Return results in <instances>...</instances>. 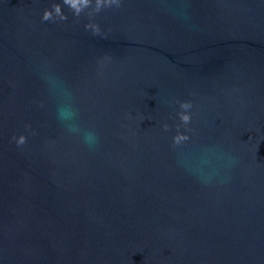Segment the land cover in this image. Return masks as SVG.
Listing matches in <instances>:
<instances>
[{"label":"water","instance_id":"95a60500","mask_svg":"<svg viewBox=\"0 0 264 264\" xmlns=\"http://www.w3.org/2000/svg\"><path fill=\"white\" fill-rule=\"evenodd\" d=\"M0 264H264V0H0Z\"/></svg>","mask_w":264,"mask_h":264},{"label":"clouds","instance_id":"9594fccd","mask_svg":"<svg viewBox=\"0 0 264 264\" xmlns=\"http://www.w3.org/2000/svg\"><path fill=\"white\" fill-rule=\"evenodd\" d=\"M93 140H94V137H91V136H90V137L88 138V141H87V142H88V144H89L90 146H91Z\"/></svg>","mask_w":264,"mask_h":264}]
</instances>
